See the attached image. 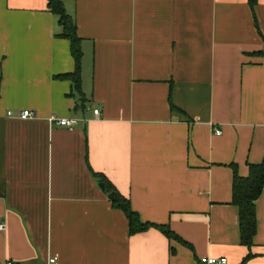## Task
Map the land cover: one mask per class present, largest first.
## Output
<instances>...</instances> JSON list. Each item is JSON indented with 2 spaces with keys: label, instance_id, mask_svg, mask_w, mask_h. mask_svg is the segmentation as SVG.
<instances>
[{
  "label": "crops",
  "instance_id": "crops-1",
  "mask_svg": "<svg viewBox=\"0 0 264 264\" xmlns=\"http://www.w3.org/2000/svg\"><path fill=\"white\" fill-rule=\"evenodd\" d=\"M61 1L84 100L48 0H0V264H264V188L251 250L233 204L264 159V0ZM94 173L190 246L131 235Z\"/></svg>",
  "mask_w": 264,
  "mask_h": 264
},
{
  "label": "trees",
  "instance_id": "trees-1",
  "mask_svg": "<svg viewBox=\"0 0 264 264\" xmlns=\"http://www.w3.org/2000/svg\"><path fill=\"white\" fill-rule=\"evenodd\" d=\"M251 7L254 9L257 0H249ZM48 9L54 15L58 16L59 23L63 28L61 37L66 38L71 43V53L76 63V71L73 74L65 75L62 78L70 80L74 84L75 92L83 99L82 91V73L81 63L83 51L81 48V39L77 34V26L73 18L67 13L66 8L61 0H48ZM235 169V167H234ZM102 183L105 184V191L108 194L115 193L112 200L113 207L122 210L130 226V234L146 232L150 229H157L163 233L169 240L176 241L184 246H190L187 242L175 234L170 227L161 226L152 223H143L139 215L131 208L130 201L117 192L115 187L106 180L102 175L95 174ZM264 188V159L261 164L249 165L248 177H241L235 169L233 183V204L239 209V228L241 234V242L249 250L254 245V237L257 233V216L256 201L259 199Z\"/></svg>",
  "mask_w": 264,
  "mask_h": 264
},
{
  "label": "built area",
  "instance_id": "built-area-1",
  "mask_svg": "<svg viewBox=\"0 0 264 264\" xmlns=\"http://www.w3.org/2000/svg\"><path fill=\"white\" fill-rule=\"evenodd\" d=\"M94 114L99 116L100 115V111L99 110H94ZM9 115H11V112L9 113ZM21 119H30V118H34L35 114L31 111H23L21 112L20 116ZM50 122L60 126V127H66L69 129H73L76 125H77V120L76 119H64V118H56V117H52L50 118ZM217 134H221L220 131H217ZM6 227V224L4 222H0V231H3ZM56 262V259H52L51 263L54 264ZM8 264H12V263H8ZM201 264H228V260L226 258H208L205 259L201 262Z\"/></svg>",
  "mask_w": 264,
  "mask_h": 264
},
{
  "label": "water",
  "instance_id": "water-1",
  "mask_svg": "<svg viewBox=\"0 0 264 264\" xmlns=\"http://www.w3.org/2000/svg\"><path fill=\"white\" fill-rule=\"evenodd\" d=\"M99 187L104 191L105 190V184L104 183H101L100 185H99ZM109 198L111 199V200H113L114 198H115V193H111V194H109Z\"/></svg>",
  "mask_w": 264,
  "mask_h": 264
}]
</instances>
